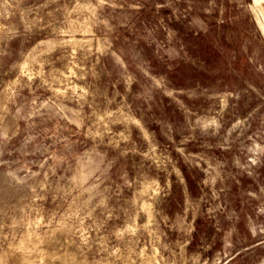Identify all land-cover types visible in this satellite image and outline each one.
Segmentation results:
<instances>
[{"label": "rangeland", "instance_id": "374dc122", "mask_svg": "<svg viewBox=\"0 0 264 264\" xmlns=\"http://www.w3.org/2000/svg\"><path fill=\"white\" fill-rule=\"evenodd\" d=\"M0 264H264V0H0Z\"/></svg>", "mask_w": 264, "mask_h": 264}]
</instances>
